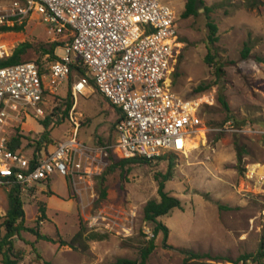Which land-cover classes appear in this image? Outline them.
I'll list each match as a JSON object with an SVG mask.
<instances>
[{
    "label": "rangeland",
    "instance_id": "374dc122",
    "mask_svg": "<svg viewBox=\"0 0 264 264\" xmlns=\"http://www.w3.org/2000/svg\"><path fill=\"white\" fill-rule=\"evenodd\" d=\"M13 1L0 0V8L9 7ZM186 1L172 0L179 14V31L185 44L174 64L173 89L184 96L214 98V103L205 104L200 112L210 131L205 139L197 140L194 149L187 154H168L149 164L130 163L124 168L110 170L123 158L115 150L109 165L94 177L89 195H73L67 180L59 174L54 175L51 182H42L29 194L22 195L27 227L68 244L81 227L86 231V240L82 246L76 244V248L46 240L35 243V235L23 232V240L35 243L44 260L53 264H115L119 259L139 261L141 249L154 236L153 225L144 220L143 210L148 201L160 199L157 179H162L170 165L173 177L166 182V190L181 200L182 209H175L160 219L168 226L169 237L165 240L162 233L156 237V248L147 264H184L183 248L208 254L210 257L205 261L221 264L230 263L228 259L237 261L242 256L257 253L264 236V180L247 182L245 192H240V188L249 164H259L264 173V62L258 60L264 59V5L250 9L248 0H205L209 6L216 5L211 16L219 28V41L210 46L204 11L198 17H181ZM64 40V37H58L54 41L47 24L37 15L28 18L21 31H0V43L10 47V55L19 44L27 43L30 48L24 61H37L45 68L53 61L45 51L53 43H59L55 54L64 55ZM246 42L252 51L249 58L243 59L241 54ZM209 48L224 65L225 75L221 78L217 77L215 68L205 62ZM77 79L75 75L72 82L68 81L56 94L46 98V114L52 112L55 116L49 141L42 144L41 150L46 145H52L50 149L53 150V145L74 136L72 113L79 122L80 141L90 145L115 143L117 109L91 81L75 100L70 88ZM200 86L207 89L199 92ZM219 97L228 102L229 111L222 107ZM42 120L28 119L24 131L18 129L11 133L21 136L25 152L37 151L33 142L42 137ZM232 126L235 130H231ZM240 148L246 149L241 160ZM103 175L102 188L107 191L105 199L101 198L99 189V177ZM0 196L1 224L8 208L7 191L0 190ZM41 205L48 209L46 220H38ZM130 210L134 212L133 217L130 216L133 234L127 238L92 231L86 220L87 216L99 211L125 216L123 213ZM4 234L2 229L0 239ZM91 234L105 238L91 240L88 237ZM16 248L24 253L20 264L39 263L32 245L16 238ZM1 260L0 255V264Z\"/></svg>",
    "mask_w": 264,
    "mask_h": 264
},
{
    "label": "built area",
    "instance_id": "2783aa9c",
    "mask_svg": "<svg viewBox=\"0 0 264 264\" xmlns=\"http://www.w3.org/2000/svg\"><path fill=\"white\" fill-rule=\"evenodd\" d=\"M32 15L47 24L54 41L65 38L64 55L44 72L36 62L0 69V190L8 194L17 184L21 196L27 195L59 174L73 195L82 197L91 194L94 177L109 165L115 150L123 158L153 162L168 154H187L192 143L206 138L210 130L200 112L214 98L184 96L173 89L174 64L185 44L172 0H14L0 8V29L23 25ZM9 55L10 47L0 43V59ZM78 61L103 96L122 112L115 143L80 141L79 122L72 113L71 139L56 143L53 150L52 145L40 151L25 152L22 145L12 150L11 133L24 131L28 119L46 118V98L68 83ZM88 85V77L76 80L75 100ZM263 180L261 166L249 164L240 192L246 191L247 182ZM123 214L99 211L86 220L92 231L127 238L133 234L134 212Z\"/></svg>",
    "mask_w": 264,
    "mask_h": 264
},
{
    "label": "trees",
    "instance_id": "16d2710c",
    "mask_svg": "<svg viewBox=\"0 0 264 264\" xmlns=\"http://www.w3.org/2000/svg\"><path fill=\"white\" fill-rule=\"evenodd\" d=\"M247 6L250 9H254L257 7H260L264 5V1L262 0H248ZM216 5L209 6L207 5L205 0H187L185 4L184 11L181 15L183 19H189L190 17H198L202 11H204L206 18H207V27L209 30L208 34V43L210 46H214L219 41V35H218V25L214 21L213 17L211 16V13L215 10ZM24 28L23 25H15L12 26H5L0 29V31H21ZM61 44L59 43H53L48 50L45 51V54L51 55V58L53 59L52 63L60 60V57L57 56L56 50ZM30 48V45L27 43H21L19 44L12 52L11 55L7 56L6 58L0 59V69L8 66L18 65L20 63H24V56L27 54L28 49ZM252 51V47L249 44V42H246L244 44V48L242 50V58L247 59L249 58ZM259 61H263L264 59L258 58ZM205 62L210 67L215 68V73L218 78H221L225 75V69L224 65L220 63L217 59L216 53L213 52L212 48H209V52L205 57ZM42 68V72L45 71V67L40 63L37 62ZM77 75L78 79L81 77H88L89 81H91V84L95 85V82L92 78L89 77L88 69L86 66L81 63V61H78L72 65V72L69 78V81H73V77ZM73 86V85H72ZM97 88V87H96ZM72 89V87L70 88ZM207 87L200 86L198 88L199 92H203L206 90ZM71 95L73 96L72 92ZM70 95V96H71ZM74 97V96H73ZM220 104L223 108H225L227 111L230 110L228 102L223 99L222 97H219ZM71 104L68 105V109H70ZM114 107V106H113ZM115 108V107H114ZM118 111L119 118L117 123H119L122 118V112L120 109L115 108ZM55 115L52 114H46V118L42 120V125L44 126V132L42 134V137L40 140H36L33 143V146L37 147V151L41 150L42 144L48 143V136L51 132L50 126L52 123V119ZM22 140L21 136L16 135L12 136V141L10 144V147L12 150H17L21 147ZM243 153H246L245 148H240L239 150V156L240 160L243 157ZM159 159H163L159 158ZM130 163H151L150 160L147 159H141V158H122L119 162L114 163L111 167V169H114L116 167L124 168L127 164ZM162 175V174H161ZM173 177V171H172V165H170L169 170L166 174L162 175V179H157L159 182L158 187V195L159 200H150L146 203L143 213H144V220L146 222H149L153 225V238H151L147 245L141 249L140 252V260H128V259H119L115 264H147V261L152 254V252L156 248V237L162 233L165 240L168 239L170 230L167 225H165L160 219L164 216H168L173 210L175 209H182V202L181 200L171 195L166 190V182L171 180ZM99 189H100V196L102 199H105L107 197V191L106 188H102V185L104 183V175L99 177ZM7 203L8 208L6 211V214L3 218L2 223L0 224V232L2 229L5 230L4 236L0 239V255H1V262L2 264H20L24 260V253L16 248V238L24 241L26 244L32 245L33 250L37 254V258L39 260L38 264H53L50 261L44 260L42 255L38 252L37 248L35 247V243L39 240H46L49 242L54 243H64V245H70L71 248H76V244L82 246L83 241L86 240V231L81 227L80 230L74 235L72 240L69 242V244L63 240H55L54 238L45 235L41 233L36 228H29L25 225L26 221V212L24 209V201L22 199V196L20 194L19 185L14 184L12 185L10 191L7 194ZM39 210L41 212V216L38 220H46L47 219V213H46V207L41 205L39 207ZM23 232H30L33 235L36 236V242L35 243H29L23 240L22 233ZM91 240H103L105 238L104 235H98V234H91L88 236ZM181 252L186 255V258L184 260V264H221L217 262H207L204 259L209 258L210 256L208 254H200L196 253L192 250L188 249H181ZM246 260H252L256 264H264V236L262 237L259 248L257 250V253L255 255H245L242 256V259L239 258L237 261H233L231 259H228V262H234L239 263L241 261ZM223 264V263H222Z\"/></svg>",
    "mask_w": 264,
    "mask_h": 264
},
{
    "label": "crops",
    "instance_id": "0c3cea01",
    "mask_svg": "<svg viewBox=\"0 0 264 264\" xmlns=\"http://www.w3.org/2000/svg\"><path fill=\"white\" fill-rule=\"evenodd\" d=\"M49 182H51V180H49L48 182H46V183H49ZM48 208V207H47ZM46 213H47V217H48V209H47V211H46ZM35 242H36V240H35ZM39 241H37V243H38Z\"/></svg>",
    "mask_w": 264,
    "mask_h": 264
},
{
    "label": "bare ground",
    "instance_id": "6f19581e",
    "mask_svg": "<svg viewBox=\"0 0 264 264\" xmlns=\"http://www.w3.org/2000/svg\"><path fill=\"white\" fill-rule=\"evenodd\" d=\"M194 147H195V143H192V149H194Z\"/></svg>",
    "mask_w": 264,
    "mask_h": 264
}]
</instances>
